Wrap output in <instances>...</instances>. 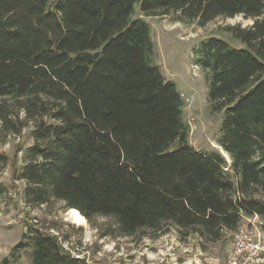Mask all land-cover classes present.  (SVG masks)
<instances>
[{"label":"trees","instance_id":"trees-1","mask_svg":"<svg viewBox=\"0 0 264 264\" xmlns=\"http://www.w3.org/2000/svg\"><path fill=\"white\" fill-rule=\"evenodd\" d=\"M137 5L147 16L172 11L201 26L219 17L254 21L225 27L240 47L211 36L193 51L212 109L224 112L218 143L230 165L190 144L184 99L155 62ZM9 99L37 122L19 175L30 206L56 200L88 221L113 218L121 236L172 225L205 243L244 218L264 219V0H0L7 129ZM29 234L0 264H19L29 247L32 264H89L55 235L36 227Z\"/></svg>","mask_w":264,"mask_h":264},{"label":"rangeland","instance_id":"rangeland-1","mask_svg":"<svg viewBox=\"0 0 264 264\" xmlns=\"http://www.w3.org/2000/svg\"><path fill=\"white\" fill-rule=\"evenodd\" d=\"M134 18H142L151 26L155 44V62L168 82L177 85L184 99V119L189 125V142L195 149L211 154L220 152L231 164L230 155L219 145L224 112L214 111L207 95L204 76L193 63V51L207 37H221L234 46L241 44L224 29L241 24L247 27L252 19L243 16L219 17L201 26L197 22L179 20L172 11L147 16L136 7ZM10 128L0 124V183L5 192L0 196V262L23 240L29 241L30 227L55 235L61 245L74 256L89 264H230L233 236L246 235L259 242L264 249V219L244 218L235 232H226L216 243H205L196 234L183 236L169 225L158 232H143L134 236L116 234L113 218L99 216L84 224H77L60 201L30 206L25 201L26 183L19 178L26 164V151L34 144L36 121L27 120L15 100H7ZM46 122H51L45 118ZM31 247L18 252L19 264H32ZM242 264H264V250L252 261Z\"/></svg>","mask_w":264,"mask_h":264},{"label":"built area","instance_id":"built-area-1","mask_svg":"<svg viewBox=\"0 0 264 264\" xmlns=\"http://www.w3.org/2000/svg\"><path fill=\"white\" fill-rule=\"evenodd\" d=\"M230 264H242L252 261L264 249L259 242H252L246 235L233 236Z\"/></svg>","mask_w":264,"mask_h":264},{"label":"bare ground","instance_id":"bare-ground-1","mask_svg":"<svg viewBox=\"0 0 264 264\" xmlns=\"http://www.w3.org/2000/svg\"><path fill=\"white\" fill-rule=\"evenodd\" d=\"M70 217L79 225L86 222V219L75 209L70 210Z\"/></svg>","mask_w":264,"mask_h":264},{"label":"water","instance_id":"water-1","mask_svg":"<svg viewBox=\"0 0 264 264\" xmlns=\"http://www.w3.org/2000/svg\"><path fill=\"white\" fill-rule=\"evenodd\" d=\"M71 210V209H70Z\"/></svg>","mask_w":264,"mask_h":264}]
</instances>
